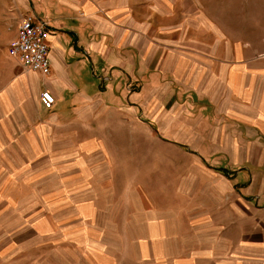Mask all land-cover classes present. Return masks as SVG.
Returning <instances> with one entry per match:
<instances>
[{"label":"crops","instance_id":"obj_1","mask_svg":"<svg viewBox=\"0 0 264 264\" xmlns=\"http://www.w3.org/2000/svg\"><path fill=\"white\" fill-rule=\"evenodd\" d=\"M15 3L0 198L3 167L35 156L80 218L70 264H264V51L228 40L209 0ZM26 15L49 24L48 76L9 53Z\"/></svg>","mask_w":264,"mask_h":264},{"label":"rangeland","instance_id":"obj_2","mask_svg":"<svg viewBox=\"0 0 264 264\" xmlns=\"http://www.w3.org/2000/svg\"><path fill=\"white\" fill-rule=\"evenodd\" d=\"M16 1L19 2L0 0V45L3 33L13 29L19 16ZM209 3L204 8L211 18L225 15L226 21L214 24L226 30L228 40L249 42L264 51V0H209ZM6 11L9 15H5ZM162 152L163 157H178L183 159L181 162L189 157L181 151ZM144 156L149 157V151ZM32 162L19 165L16 175H10L9 167H3L6 171L0 198L1 264H70L69 256L77 251L80 239V218L72 200L58 194L57 168L40 165L35 156ZM10 248L15 249L11 255Z\"/></svg>","mask_w":264,"mask_h":264},{"label":"built area","instance_id":"obj_3","mask_svg":"<svg viewBox=\"0 0 264 264\" xmlns=\"http://www.w3.org/2000/svg\"><path fill=\"white\" fill-rule=\"evenodd\" d=\"M49 30L47 22L36 21L33 15L23 16L17 36L9 45V53L17 58L26 70L45 76L51 73L48 58ZM41 101L47 109L53 108L55 104V98L48 91L42 93Z\"/></svg>","mask_w":264,"mask_h":264}]
</instances>
